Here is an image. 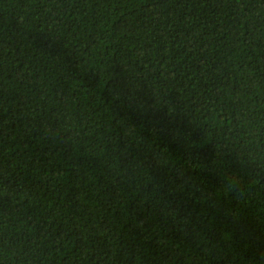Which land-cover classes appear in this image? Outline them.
Returning a JSON list of instances; mask_svg holds the SVG:
<instances>
[{"label": "trees", "instance_id": "obj_1", "mask_svg": "<svg viewBox=\"0 0 264 264\" xmlns=\"http://www.w3.org/2000/svg\"><path fill=\"white\" fill-rule=\"evenodd\" d=\"M0 264H264V0H0Z\"/></svg>", "mask_w": 264, "mask_h": 264}]
</instances>
